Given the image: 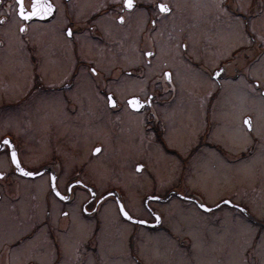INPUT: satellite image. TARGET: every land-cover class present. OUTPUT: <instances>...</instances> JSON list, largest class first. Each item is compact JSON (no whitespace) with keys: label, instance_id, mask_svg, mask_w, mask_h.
I'll return each instance as SVG.
<instances>
[{"label":"flooded vegetation","instance_id":"af4514ba","mask_svg":"<svg viewBox=\"0 0 264 264\" xmlns=\"http://www.w3.org/2000/svg\"><path fill=\"white\" fill-rule=\"evenodd\" d=\"M190 1L133 0L130 9L124 0H50L49 16L23 20L16 0H0V264H18L22 243L36 227L51 244L33 242L32 252L52 254L46 259L32 254L24 264H104L108 258L99 235L109 202L125 224L123 243L117 240L115 247L126 246L120 254L129 264L150 261L142 234L174 232L176 247L192 253L193 262L204 246L225 244L215 256L225 264L227 215L251 222L254 235L264 230V0ZM165 34L167 43L177 36L173 43L181 62L163 58ZM133 37L138 56L129 63ZM200 73L208 77L209 88L198 95ZM139 82L141 91L117 89ZM134 95L143 102L140 109L128 104ZM196 97L200 114H182L181 104ZM229 125L235 129L227 132ZM11 144L20 164L37 174L17 169ZM109 155L110 164L122 165L120 173L129 166L140 176L100 181L94 164ZM159 155L170 162L168 175L163 165L156 172L148 162ZM165 175L174 179L162 183ZM27 182L32 198L36 186L44 187V211L22 190ZM203 182H211L210 198ZM87 185L95 187L93 194ZM118 198L132 217L147 222L123 216ZM257 200L263 216L255 209ZM171 202L194 209L198 237L187 230L181 234L175 225L170 229L162 205ZM29 203V219L39 221L20 235ZM156 215L158 223L149 224ZM85 221L92 227L84 228ZM253 244L244 248V256H232L242 264H264Z\"/></svg>","mask_w":264,"mask_h":264},{"label":"rangeland","instance_id":"374dc122","mask_svg":"<svg viewBox=\"0 0 264 264\" xmlns=\"http://www.w3.org/2000/svg\"><path fill=\"white\" fill-rule=\"evenodd\" d=\"M171 2H191L190 0H170ZM183 26V23L182 25ZM138 31V30H137ZM169 37L168 34L164 35V41L166 42H162V45H164V48L161 49L163 58L165 57V59H167V61L169 63H178L181 62L180 59H178L177 54H176V48L175 45L173 43V41L177 38V36L173 35V37L168 39V43H167V38ZM175 38V39H174ZM134 37L132 38L131 41H129L128 43H130V45L132 46L133 49V53L130 56H126V61H128L129 63L131 61H134L138 54L135 52L134 48H136V41L137 40H133ZM215 56L214 54H212L210 57ZM195 88H194V93L198 92V95L201 93V89L204 90H208V86L206 85V83L208 82V77H204L201 73L197 74L196 78H195ZM140 83V82H139ZM87 86H84V92L85 94H87ZM117 89L119 91H121L122 93H127V92H133V91H141L143 90L142 88V84H130L127 86H119L117 87ZM120 92V94H121ZM186 94L188 95L189 93L186 92ZM197 95V96H198ZM173 100L172 103H176V101L178 100V98H168ZM199 100V99H198ZM204 100V99H203ZM196 101V102H195ZM246 105V104H245ZM181 113L182 114H200L198 111V106H197V97L196 100L192 101H184L181 106ZM242 109L244 110V103L242 106ZM198 116L197 115V120H198ZM231 117V114H230ZM131 125H135L136 123L133 121L131 122ZM231 129H235L233 126L229 125L227 128V132H230ZM185 134V131L182 130V135ZM176 140V139H174ZM152 147H149L148 152L150 151ZM153 149V148H152ZM135 151V150H134ZM112 159V156L109 155L108 157H103L100 159V161L94 164V173H98V177L100 178V181H106L107 180V176H109L110 178H113L112 180H119V181H126L125 179H127L126 177H128V175H131L132 177L136 176L135 173H131L132 171L130 170L129 166H124L125 172L122 174L119 171V168L121 170L122 165H120L119 167H116L115 162L110 164V161ZM134 159V158H133ZM170 160V159H168ZM150 166L153 168V171L159 170L160 165H163V168L165 170V173H167L166 175H168V171L170 169L169 164L170 163L167 161V159L165 157H162L159 155V158H155L152 157L150 161H148ZM113 165V166H112ZM161 170V169H160ZM233 169L231 167H229V175H234V172L232 171ZM216 172L217 174H221L222 170L219 169V167L217 168ZM228 173V172H227ZM207 174L205 172H202L199 176V182L201 184V181L203 179V175ZM143 175V174H142ZM165 175V177H166ZM140 174H137L136 177H139ZM163 180L162 183H168V181H171L174 179V177H166V178H160ZM200 184L198 186H200ZM31 183L27 182L23 184V188L22 190L25 192L26 191V196L29 197V199H32L34 201H36V206L40 207V211H44L45 208V199H44V187L42 186H36L35 192H36V196L34 198H32V186H30ZM42 185V184H40ZM201 188H205L206 190V196L208 198H210L212 196V190H211V182H203L201 185ZM31 195V196H30ZM28 199V201H29ZM255 200V199H254ZM27 202V200H26ZM174 202H179L177 200H174ZM257 202V205H255V209L256 211L259 213L260 216H263V212L262 210L260 211V202L259 200L255 201ZM5 203H7V201H5ZM132 203L133 201L129 200L128 203L126 205L129 206V208H132ZM139 203V202H138ZM110 202L107 203V205H104L103 209H102V216L104 218V223L103 226L101 228V232L99 235V238H101L102 240V246L105 249L106 255L108 259L104 260V264H119V261L121 259L122 263L124 264H129L128 260L126 259H122V257L124 256V254H120V252H125L126 250V246H124L123 248H121L120 250H118L119 247H115V245L118 244L117 240H122L123 238V234L125 233L124 229H125V224L117 217V214L113 213L112 207H110ZM163 210L164 213L166 215V223L170 225V229H174V227H172V225H175V227H177V229L180 230V233L183 234L186 230L188 232H192L196 235V230L197 227L194 224L197 220L196 218H198V216L196 214L193 213L194 209L192 207H188L187 209L184 208L185 206H183L182 203H173L171 202L170 204L166 205L163 204ZM32 207V204H26V218L21 220L20 226H19V231L17 232L18 234L22 235L24 232L29 231V229L34 226L39 220L32 217L29 219V209ZM135 209H138L137 206L134 207ZM42 214V213H41ZM38 217H40V219L43 217L42 215H38ZM201 217V216H200ZM259 217V216H258ZM207 218V217H206ZM201 222H205L204 217L202 216L200 218ZM225 221L228 223L229 226L228 230H226L227 234H228V244L229 247L226 250V263L225 264H242V259L237 258V257H233L232 254L237 255L238 257H242L243 255V250L244 248H246L248 245H251V243H254L253 247L255 250V254L258 257H261V260H264V230L257 235H254V231H255V226L252 225L251 222L249 221H245L242 220L239 216L237 215H227ZM89 221H85V226L84 228H88V227H92V224H88ZM212 222V221H211ZM222 222V221H221ZM92 223V222H89ZM209 223V222H208ZM213 225H215L212 222ZM37 226V225H36ZM36 229V233L34 234V236L31 239H27L25 240V243H22L23 246H21V249L19 251V262L18 264H24L25 260H27L28 258H32V254H34L35 257H38V259H46L49 257L50 254H52L51 250H46L44 252L41 253H33L32 252V243H36L41 241L42 244L44 245H50L51 241L49 239V236L47 233H45V230H42L41 228H35ZM149 232V231H146ZM171 232V231H170ZM80 233V231H79ZM78 233V234H79ZM85 237L89 234V231H85L84 232ZM175 233L172 232L169 233L167 230H161V231H157V232H151V233H146V234H142V239H144L146 241V244L144 243V251H145V255L147 257V259H149L150 261H148V264H204L206 262V264H224L221 261H215V256H221L222 255V251L224 249V245L222 246H218L216 245V242L213 243V245H208V246H204L202 248V253L201 254H197V262H193L192 260V253H185L184 251H186L185 248H179L176 247L175 242L173 241V238H175L173 235ZM197 236V235H196ZM198 237V236H197ZM254 237V238H253ZM81 238H83L81 236ZM212 238V237H211ZM213 239V238H212ZM123 243V240H122ZM148 245V246H147ZM232 245H234V247H232L233 249H229ZM50 249H52L50 247ZM53 250V249H52ZM184 250V251H183ZM113 252V254H112ZM205 253V256L204 254ZM120 254V255H119ZM246 254L251 255V253L246 252ZM74 255V253L72 254ZM46 257V258H45ZM205 260V261H203ZM222 260V259H221ZM200 261V262H198ZM250 261H252V259H250ZM244 263V262H243ZM135 264V263H132ZM246 264V263H244Z\"/></svg>","mask_w":264,"mask_h":264},{"label":"snow or ice","instance_id":"6c2138e0","mask_svg":"<svg viewBox=\"0 0 264 264\" xmlns=\"http://www.w3.org/2000/svg\"><path fill=\"white\" fill-rule=\"evenodd\" d=\"M17 4H18V15L23 19V20H29L33 17H46L49 16L54 8V5L52 3H50V0H16ZM124 4L127 8H132L133 7V0H124ZM162 11H167V6L164 4H160L158 6ZM121 20H123V17H120ZM21 31H24V28L22 27L20 29ZM69 35H71V30H69ZM93 71H95V69H93ZM223 69H220V72H222ZM220 72L215 73V75H219ZM168 73H165V76H168ZM108 101L109 103H114L113 98L111 96L108 97ZM128 103L133 107V108H139L140 102L136 99L133 98L131 100L128 101ZM245 124H248L250 126V120L249 119H245L244 120ZM5 144L8 143L7 140L4 141ZM96 151H99V149H96ZM11 160L14 164H16L17 169L20 172H23L25 175H32L33 173L31 172H26L23 168L20 167L18 161H17V154L15 151H13L11 153ZM141 166H138V168ZM3 173H0V176H2ZM79 183V182H77ZM57 195H59V193H57ZM201 208H204L205 205L204 204H200ZM119 211L121 213H123V215L129 219H131V217L129 216V213L125 210L124 206L121 205L119 208Z\"/></svg>","mask_w":264,"mask_h":264},{"label":"water","instance_id":"95a60500","mask_svg":"<svg viewBox=\"0 0 264 264\" xmlns=\"http://www.w3.org/2000/svg\"><path fill=\"white\" fill-rule=\"evenodd\" d=\"M133 98H136L139 102H140V105H142V101L139 99V97L138 96H131L129 99H128V101L129 100H131V99H133ZM129 104V103H128ZM130 105V104H129ZM131 106V105H130ZM132 107V106H131ZM141 107V106H140ZM140 107L139 108H135V109H140ZM133 108V107H132ZM5 139H8V140H10V142H11V139H10V137H6ZM1 144H3V141H2V143ZM10 150H11V153L13 152V151H15L16 152V150L14 149V147H13V145L11 144L10 145ZM17 161H18V163H19V165H20V167L21 168H23L26 172H31L32 173V171H30V170H26L21 164H20V162H19V160H18V157H17ZM15 166H16V164H14ZM138 166L139 165H137V168H138ZM17 167V166H16ZM140 168V167H139ZM138 168V169H139ZM38 172H34L32 175H35V174H37ZM73 183V182H72ZM71 183H69L68 185H70ZM50 186H52V188H54V183L52 182L51 184H50ZM88 186V188L91 190V193L93 194L94 193V187L92 186V185H87ZM55 190V189H54ZM115 191H113V190H111V191H109V192H107L106 194H110V193H114ZM160 199H166V198H160ZM118 206H119V208H120V206L122 205L121 203H120V200H119V198H118ZM121 213V212H120ZM122 215H123V213H121ZM250 215V214H249ZM124 216V215H123ZM129 216L131 217V220H133V221H137V222H144V223H146L147 221H145V220H142V219H139V218H135V217H132L130 214H129ZM157 216V215H156ZM127 218V217H126ZM129 219V218H128ZM158 223V219L156 220V221H154V222H152V223H149V224H152V225H155V224H157Z\"/></svg>","mask_w":264,"mask_h":264}]
</instances>
